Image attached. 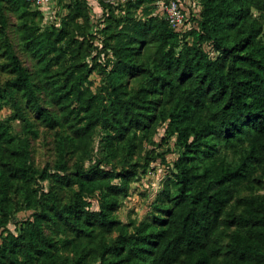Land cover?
Returning a JSON list of instances; mask_svg holds the SVG:
<instances>
[{
	"label": "trees",
	"instance_id": "16d2710c",
	"mask_svg": "<svg viewBox=\"0 0 264 264\" xmlns=\"http://www.w3.org/2000/svg\"><path fill=\"white\" fill-rule=\"evenodd\" d=\"M62 2L67 21H114L105 46L111 61L93 91L96 56L62 65L67 31L40 32L33 24L40 10L24 0H0V37L5 3L39 67L35 83L5 51L14 80L0 91V110L3 94L17 93L45 128L64 130L54 171H37L27 138L0 120V264H63L59 243L67 249L71 241L47 235L46 225L86 241L100 264H264V194L240 196L264 191V0H197L185 33L153 14V0ZM94 4L101 14H92ZM131 80L138 82L134 91ZM41 92L59 116L39 105ZM14 107L9 121L36 136ZM163 125L162 141L173 138L179 150L172 188H164L151 219L123 224L116 213L141 167L132 161L143 139ZM98 129L103 158L69 172L65 156L84 160ZM119 160L127 165L117 166ZM43 182L71 190L69 202L42 194L36 187ZM20 211L30 214L9 228Z\"/></svg>",
	"mask_w": 264,
	"mask_h": 264
},
{
	"label": "rangeland",
	"instance_id": "374dc122",
	"mask_svg": "<svg viewBox=\"0 0 264 264\" xmlns=\"http://www.w3.org/2000/svg\"><path fill=\"white\" fill-rule=\"evenodd\" d=\"M1 7L3 8L2 15L5 22L3 34L0 37V91L3 92L14 80V77L6 69L8 60L5 51H11L12 55L27 70L35 83L37 75H39V67L20 39L17 16L5 3H2ZM39 12L41 16L35 17L33 24L39 28L40 32H54L60 29L67 31L66 54L61 62L62 65L68 66L71 62L91 63V58L96 56L95 63L97 66L89 77L92 83L91 89L96 91V88L101 85L103 79L101 69L107 62L111 61L110 53L105 50V46L111 43L106 38L114 30V21L112 20L110 23L106 22L105 25L100 23L99 20L95 21L94 19L90 21L88 19L76 22L67 21L68 9L67 5L63 2L52 7L48 12L42 10ZM108 26H110V29L106 31ZM149 52H152V50ZM129 86L133 91L137 89V80H131ZM3 96L4 104L0 110V120L4 122L8 121L11 124L15 136L27 138L29 163L35 170L53 172L58 161V140L64 133V130L45 128L38 120L34 109L28 107L17 93H4ZM38 103L43 108L49 110L52 115L59 116L58 108L49 102L44 92L38 94ZM14 105L24 111L26 118L36 132V136L29 133V129L25 128L20 121H9L15 112ZM163 137L164 125L160 126L154 134L150 133L143 139L142 148L137 152L132 161V163H137L141 167L138 171V176L130 185L128 196L122 201V205L116 213V217L123 224H137L143 220L151 219L154 213L153 206L158 202V197L166 186L171 187L172 174L175 172L173 165L179 150L174 146L173 138L162 141ZM102 158L103 134L98 129L93 136L90 154L84 160H79L76 153H69L65 156V162L68 171L72 172L76 167L83 166L84 168H88ZM145 163H147V166L143 169L142 166ZM116 164L119 167L127 165L122 160H119ZM36 188L39 191L41 190L42 194L54 192L58 204L68 203L71 197V190L52 187L48 182L39 183ZM263 194L264 191L255 193L243 192L240 196ZM12 198L16 204H22V200L17 193H14ZM39 199L45 200L44 195H40ZM92 202L93 209H96V198ZM29 214V211L16 212L11 218L9 228L18 227ZM45 233L56 240L65 239L69 242L71 241L67 249L62 248V243H59L63 264H100L99 261H93V251H91L86 241L79 243L65 230H56V228L53 229L49 225L45 226ZM113 238L114 236H107L108 241H111ZM84 254L87 255L84 260H81V256Z\"/></svg>",
	"mask_w": 264,
	"mask_h": 264
},
{
	"label": "built area",
	"instance_id": "2783aa9c",
	"mask_svg": "<svg viewBox=\"0 0 264 264\" xmlns=\"http://www.w3.org/2000/svg\"><path fill=\"white\" fill-rule=\"evenodd\" d=\"M33 7L48 12L52 7L57 6V0H24ZM91 1V0H90ZM110 2L125 3L137 0H107ZM153 14L158 15L168 22L175 32L185 33L189 27L188 18L192 13L198 11L197 0H153Z\"/></svg>",
	"mask_w": 264,
	"mask_h": 264
},
{
	"label": "crops",
	"instance_id": "0c3cea01",
	"mask_svg": "<svg viewBox=\"0 0 264 264\" xmlns=\"http://www.w3.org/2000/svg\"><path fill=\"white\" fill-rule=\"evenodd\" d=\"M92 10H93V12H92L93 15L101 14V8L99 6H97L96 4L93 5V9Z\"/></svg>",
	"mask_w": 264,
	"mask_h": 264
}]
</instances>
